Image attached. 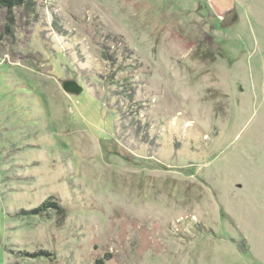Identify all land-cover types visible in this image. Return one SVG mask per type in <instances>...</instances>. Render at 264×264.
<instances>
[{
  "label": "rangeland",
  "instance_id": "1",
  "mask_svg": "<svg viewBox=\"0 0 264 264\" xmlns=\"http://www.w3.org/2000/svg\"><path fill=\"white\" fill-rule=\"evenodd\" d=\"M30 1L0 5V264H264V0Z\"/></svg>",
  "mask_w": 264,
  "mask_h": 264
},
{
  "label": "trees",
  "instance_id": "2",
  "mask_svg": "<svg viewBox=\"0 0 264 264\" xmlns=\"http://www.w3.org/2000/svg\"><path fill=\"white\" fill-rule=\"evenodd\" d=\"M30 4H31L30 0H0V5L5 6L8 9L17 7V6H22V5H24L25 7H28ZM50 205L56 206L57 204L55 202H51L47 200L46 202L41 203L36 208H33L30 211L35 212V213H42V211H44V208ZM102 260L104 259L103 258L96 259L95 260L96 264H103Z\"/></svg>",
  "mask_w": 264,
  "mask_h": 264
},
{
  "label": "water",
  "instance_id": "3",
  "mask_svg": "<svg viewBox=\"0 0 264 264\" xmlns=\"http://www.w3.org/2000/svg\"><path fill=\"white\" fill-rule=\"evenodd\" d=\"M64 88L66 91H77L79 87L76 85L75 82L68 80L64 82Z\"/></svg>",
  "mask_w": 264,
  "mask_h": 264
}]
</instances>
